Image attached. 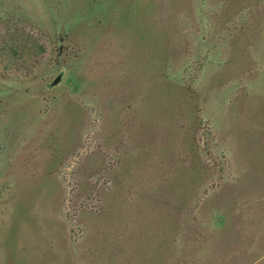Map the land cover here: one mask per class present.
Returning a JSON list of instances; mask_svg holds the SVG:
<instances>
[{"label":"rangeland","instance_id":"obj_1","mask_svg":"<svg viewBox=\"0 0 264 264\" xmlns=\"http://www.w3.org/2000/svg\"><path fill=\"white\" fill-rule=\"evenodd\" d=\"M0 48V264H264V0H0Z\"/></svg>","mask_w":264,"mask_h":264},{"label":"water","instance_id":"obj_2","mask_svg":"<svg viewBox=\"0 0 264 264\" xmlns=\"http://www.w3.org/2000/svg\"><path fill=\"white\" fill-rule=\"evenodd\" d=\"M61 78V74H58L54 79L53 81L50 83L51 86H54L55 84H57L59 82Z\"/></svg>","mask_w":264,"mask_h":264},{"label":"trees","instance_id":"obj_3","mask_svg":"<svg viewBox=\"0 0 264 264\" xmlns=\"http://www.w3.org/2000/svg\"><path fill=\"white\" fill-rule=\"evenodd\" d=\"M4 48H6V46ZM1 50H3V48H0V52H1Z\"/></svg>","mask_w":264,"mask_h":264}]
</instances>
